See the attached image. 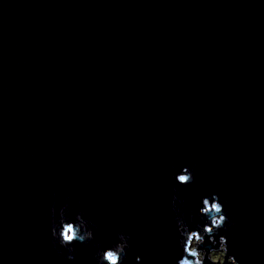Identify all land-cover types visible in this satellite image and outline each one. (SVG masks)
<instances>
[{"label":"water","instance_id":"obj_1","mask_svg":"<svg viewBox=\"0 0 264 264\" xmlns=\"http://www.w3.org/2000/svg\"><path fill=\"white\" fill-rule=\"evenodd\" d=\"M212 193L231 253L264 264V0H0L4 264H71L49 231L65 203L96 243L123 228L131 257L176 264L173 195L200 223Z\"/></svg>","mask_w":264,"mask_h":264},{"label":"clouds","instance_id":"obj_2","mask_svg":"<svg viewBox=\"0 0 264 264\" xmlns=\"http://www.w3.org/2000/svg\"><path fill=\"white\" fill-rule=\"evenodd\" d=\"M175 183L189 186L195 182V174L191 167L183 164H173ZM176 189L174 188V192ZM177 203L181 207L177 208ZM202 206L198 215L200 223L186 219L183 213V201L178 195L172 197V208L177 213L175 218L176 231L179 237L181 256L176 264H240L236 255L231 253L229 239L221 232L229 225V216L225 205L217 193L202 198ZM51 223L49 227L53 248L57 255L71 264H76V245L93 242L96 249L94 264H145V258L130 256L133 234L123 228L117 230L109 245L96 243V224L84 213L83 209L75 211L70 203L62 207L51 208ZM217 236L219 239L217 240ZM211 247H207V245ZM64 250V251H61ZM65 251L67 255L65 256ZM0 264L4 259L0 257Z\"/></svg>","mask_w":264,"mask_h":264}]
</instances>
